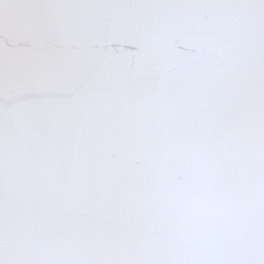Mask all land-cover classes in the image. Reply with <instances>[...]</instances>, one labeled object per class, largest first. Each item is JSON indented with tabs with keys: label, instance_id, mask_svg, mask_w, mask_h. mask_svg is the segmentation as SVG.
<instances>
[{
	"label": "snow or ice",
	"instance_id": "6c2138e0",
	"mask_svg": "<svg viewBox=\"0 0 264 264\" xmlns=\"http://www.w3.org/2000/svg\"><path fill=\"white\" fill-rule=\"evenodd\" d=\"M0 264H264V0H0Z\"/></svg>",
	"mask_w": 264,
	"mask_h": 264
}]
</instances>
